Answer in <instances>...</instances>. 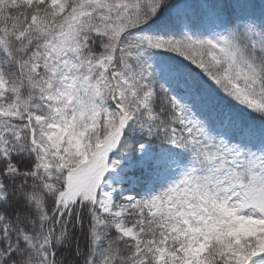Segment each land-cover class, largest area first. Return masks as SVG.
Masks as SVG:
<instances>
[{
    "label": "snow or ice",
    "instance_id": "6c2138e0",
    "mask_svg": "<svg viewBox=\"0 0 264 264\" xmlns=\"http://www.w3.org/2000/svg\"><path fill=\"white\" fill-rule=\"evenodd\" d=\"M0 264H264V0H0Z\"/></svg>",
    "mask_w": 264,
    "mask_h": 264
}]
</instances>
